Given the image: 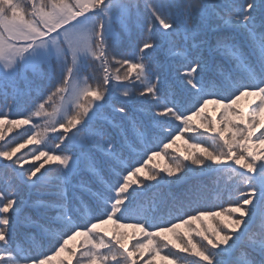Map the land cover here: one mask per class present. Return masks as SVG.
I'll list each match as a JSON object with an SVG mask.
<instances>
[{
	"label": "snow or ice",
	"instance_id": "6c2138e0",
	"mask_svg": "<svg viewBox=\"0 0 264 264\" xmlns=\"http://www.w3.org/2000/svg\"><path fill=\"white\" fill-rule=\"evenodd\" d=\"M200 36L214 43H195ZM169 76L177 92L165 88ZM21 82L36 100L22 119L0 111V140L6 124L31 127L23 144L0 145L10 162L0 167L48 196L25 215L12 185L0 189V264H53L61 253L68 264H264V0H144L142 10L133 0H0V89ZM244 97L258 99L252 113L233 107ZM209 104L223 109L219 119L204 115ZM181 139L199 154L149 167ZM33 143L43 163L17 172V151ZM213 174L239 193L228 208L164 218L197 203L199 188L164 189ZM225 213L223 227H192ZM110 222L143 239L129 247L123 233L107 237ZM78 237L79 256L68 247Z\"/></svg>",
	"mask_w": 264,
	"mask_h": 264
},
{
	"label": "trees",
	"instance_id": "16d2710c",
	"mask_svg": "<svg viewBox=\"0 0 264 264\" xmlns=\"http://www.w3.org/2000/svg\"><path fill=\"white\" fill-rule=\"evenodd\" d=\"M125 3L129 2V0H124ZM133 2H138L141 5V10L144 4V0H133ZM135 27H133V32H135ZM119 31V29H117ZM202 41H205L206 46L209 44L214 43V38L211 36L203 37L200 36L197 38L194 42L195 43H201ZM193 41L190 40L189 43L191 44ZM155 67V65H153ZM129 84V87H131V82H127ZM169 86L172 87L173 92L178 91L179 85L177 83H174L172 80V76H169L165 81V88H169ZM135 91L136 89H132ZM118 97V93L115 94ZM37 92L35 88H33L31 91H29L25 85L21 82L18 85L17 89H13L12 87L7 88L6 90L0 89V111H3L7 114V119L9 120H18L22 119L25 116L29 114V111L31 110V106L33 102L36 100ZM119 99H123V97H119ZM177 99L179 97L177 96ZM253 98L244 97L240 101H238L237 105H234L237 110H240L241 107H246L248 109V112L252 113V110L256 107V104L259 103L258 99L255 101V103L252 102ZM39 102V101H36ZM243 104L241 106L240 104ZM118 106V105H117ZM141 106L136 105L135 106V113L137 116H142V112L140 110ZM217 109L218 114L215 116L220 118V113L223 111V109L218 105L209 104L204 115L211 118L212 113L208 112V109ZM244 110V109H243ZM246 110V109H245ZM112 111L111 108H107L104 115L111 119V117L108 115ZM261 119H264V114L261 115ZM36 123H40L41 121H34ZM201 123H205V121L201 120L200 118H194V125H199ZM31 125H19V126H11V125H4V139L0 140V145H4L7 143H11V146L15 147L16 143L23 144L24 141L27 139V136L24 135L26 129L30 128ZM11 128V131L8 129ZM202 131V129H201ZM258 134V133H257ZM188 136L192 137L191 142H197V141H203L204 146L210 147L212 145V141L207 138V136L201 137L196 133H188L185 135V139L188 138ZM167 142V141H165ZM56 141L49 140L48 145L49 147L54 146ZM37 147H41L40 145L33 144H26L23 148L18 150V153H16V156H19L22 158L23 167L21 168L19 165H14L17 172H24L25 169L31 168L33 166H39L41 163H43L44 158L42 157L40 160H34L31 155L29 154L30 151L35 150ZM153 148H157L156 143H153L151 145ZM159 150V149H157ZM197 152L199 154V149H192L188 147L187 144L184 143V139L177 140L176 144L172 146V148L164 150L162 152V155L160 157H155L153 161L150 162L149 167L152 165H159L160 169H163L167 166V164L171 163V157H181L183 154L190 153V152ZM16 156L13 157V159H16ZM136 159H139L137 157ZM0 163L7 164L10 163L9 161H3L2 158H0ZM51 164H55V162H50V164H45V168L50 167ZM215 167V166H214ZM240 171H244L243 169H239ZM41 171H44V169H41ZM163 174V173H162ZM50 175H52L50 173ZM8 184L12 185V188L9 189L11 191H17L19 194L20 199L23 201L21 208L24 209V214H29V209L32 207V205L39 199H46L48 196V190L44 188H28V187H17L18 181L15 178V174L11 171H8L7 174H5V171L2 167H0V189H5ZM193 186H197L199 188V197L198 202L193 203L191 208L187 207V203L185 205V210L180 212H173L171 217L168 215V212H163V216L165 219H174L176 216H182L184 215L185 211L191 212L192 209L195 208H201L203 210L207 211H220L222 208H228L229 204L231 203L230 195L232 199L238 198L239 193L235 192L232 189L231 182L228 181L227 175L223 174V179H220V177L213 174L212 176H204L201 179H188L186 182L181 181L178 182L175 185H172L171 189H164L165 192L171 191L175 192L177 194L184 193L188 189L192 188ZM238 215V214H236ZM221 221H227V214L225 213L222 216L219 217H211V216H205L202 218L201 221L195 222L192 227L198 226L200 229H213L216 228L217 225L220 227H223V224ZM159 222V221H157ZM121 224H131L135 223L134 218H126L125 220L120 222ZM204 223L206 224V227L202 226ZM210 225V226H209ZM109 226V231H105L104 228ZM122 228V229H121ZM23 227V217L20 218V221L17 225V234L22 235L24 232ZM153 230V229H150ZM188 229H181V231H187ZM103 231L107 233V237L112 236L114 233H128V235L132 234L137 239H143L141 234L136 232L135 229L131 227H118L116 224L108 223L103 225ZM110 232V233H109ZM109 233V235H108ZM192 237L194 242L199 241L201 238L199 236H196V234L193 232ZM83 237H78L76 240L69 241V248H75L77 251V256H79L80 252L83 251ZM20 241L18 240L17 243ZM80 246V247H78ZM45 247H49L48 245H45ZM131 247V246H130ZM171 248V246H169ZM169 249H163L161 251V255L167 254ZM172 251H175L174 249ZM51 255V253H49ZM181 255H187V254H181ZM66 256L68 257L67 253H61L60 256L55 257L53 260V264H59L61 260L65 262V264H68L66 260ZM73 261L71 264H76V259L73 258ZM157 264H162L159 259H157Z\"/></svg>",
	"mask_w": 264,
	"mask_h": 264
},
{
	"label": "rangeland",
	"instance_id": "374dc122",
	"mask_svg": "<svg viewBox=\"0 0 264 264\" xmlns=\"http://www.w3.org/2000/svg\"><path fill=\"white\" fill-rule=\"evenodd\" d=\"M241 106H243V104L241 103L240 104ZM235 108V107H234ZM243 109H246V112H247V114H249L250 112H248V109L246 108V107H241V109L240 110H243ZM208 112L209 113H212V116H211V118L212 117H215V118H217L218 119V115L217 116H215L216 114H218L217 112H218V110L216 109H208ZM17 153H18V151H17ZM231 163V162H230ZM234 167H236V168H239V166H237V165H234ZM43 172V171H42ZM38 175H39V173H38ZM206 224L207 223H204L202 226H204V227H206ZM208 225V224H207ZM106 226V225H105ZM210 226V225H209ZM102 228H103V226H102ZM194 228H198V226L196 225V226H194ZM122 229V228H121ZM104 230L105 231H109V226H107V227H105L104 228ZM110 233V232H109ZM109 233H108V235H109ZM123 234H125V242L129 245V247L131 246V244H133V243H135L136 242V240H138L134 235H132V234H130V235H128V233H126V232H124ZM109 237H111V236H109ZM82 240H84V237L82 238ZM78 247H80V246H78ZM66 260H67V262H68V257L66 256ZM73 261V260H72ZM71 261V262H72Z\"/></svg>",
	"mask_w": 264,
	"mask_h": 264
}]
</instances>
